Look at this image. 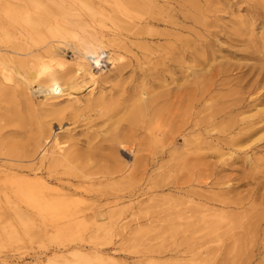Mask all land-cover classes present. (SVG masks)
Here are the masks:
<instances>
[{
    "label": "rangeland",
    "instance_id": "obj_1",
    "mask_svg": "<svg viewBox=\"0 0 264 264\" xmlns=\"http://www.w3.org/2000/svg\"><path fill=\"white\" fill-rule=\"evenodd\" d=\"M38 1L35 10L26 2L0 0V49L26 55L6 74L10 82L0 75V165L14 166L8 176L0 174V264H48L53 256L71 259L74 253L96 249L112 260L90 256L81 264H264V0H153L150 7L144 1L140 33L131 36L126 51H119L123 67L105 60L96 95L77 96L81 106L98 93L105 101L98 107L88 102L80 111L67 108L62 99L44 103L41 94H29L20 85V76L41 63L58 70L57 58L69 70L77 57L71 47L82 36L71 28L63 38L34 31L17 39L19 28L4 11L25 7L32 10L31 17L54 11L46 0ZM48 46L55 47L57 57L45 53ZM142 87L173 96L163 121L181 135L174 134L166 155H155V146L141 147L137 156L144 157L143 165L133 169L127 152L111 158L107 149L92 150L90 160L80 158L59 176L74 184L80 173L95 174L94 186L81 189L92 193L72 199L81 201L87 217H101L118 202L122 210L115 225L138 224L139 230L57 237L39 234L26 217H17L14 208L26 209L24 196L36 192L33 180L43 174L35 171L39 133L47 129L51 138L71 137L74 144L68 148L79 153L89 146L105 148L108 137L98 135L105 117L96 113L107 104L120 113ZM36 90L32 85L30 91ZM128 175L130 180H120ZM152 193L159 203L139 210ZM129 201L132 206L126 207ZM170 227L178 230L170 232Z\"/></svg>",
    "mask_w": 264,
    "mask_h": 264
},
{
    "label": "bare ground",
    "instance_id": "obj_2",
    "mask_svg": "<svg viewBox=\"0 0 264 264\" xmlns=\"http://www.w3.org/2000/svg\"><path fill=\"white\" fill-rule=\"evenodd\" d=\"M15 1L22 6L26 2L35 10H38L40 6L38 0ZM144 1L150 4V7L153 0H46L47 3L54 7V11H43L42 14H36V17H31L32 10L25 7L21 10L17 7L18 10L14 8L10 11L5 10L4 16L8 22L14 23L19 28L17 29L18 38L17 36L16 38L20 39V41L23 38H27L34 31H47L56 38L65 37L68 34L66 33L68 32L67 29L71 28H76L82 32L81 38L71 47L77 53V57L69 70H63L65 62L62 58H57L56 67L58 70H55L52 65L41 63L36 67H31L27 76H20V85L30 92L29 94H41L44 103L55 104L51 102L62 99L67 103V108L75 111H80L84 104V107L88 106V102L95 103L91 104L93 107L102 105L105 97L101 93H98L95 99L86 98L83 106H81L82 102L77 96L84 92H87V97L96 95V88L102 74L99 67L105 60L111 67H114L116 63L121 64L123 58L119 55V51H126L131 36H137L140 33L138 27L143 24H140V22L142 21L143 13H145L141 9ZM80 11L84 14H81ZM95 14H97L98 19L95 18ZM96 26H100V28L97 29ZM2 28L4 26L0 20V32H2ZM109 48L112 51H109ZM7 53L0 49V75L5 82H10V78L6 74L8 72L11 73L15 63L26 55L16 51ZM45 53L51 55L52 58L57 57L54 46H48ZM102 54L106 55L102 57ZM38 56L35 55L34 58H39ZM122 67L123 65H120V68ZM32 85L37 86L35 92L30 91ZM2 95L0 93V97ZM171 99H173V96L169 97L166 93L154 94L147 88H139L131 99H128L129 104L120 110L122 116L116 120H113V118L120 113L113 111L107 104L102 109L103 113H96L98 118L105 117L101 121L105 128L103 131L98 132V135L108 137L106 140L108 146L105 148L89 146L86 147V150L84 149L79 153L75 148H68L74 144L71 137L63 139L51 138L49 131L43 129L39 133L35 144V151H38L40 155L39 166L35 171H43V174L39 178L35 176L36 179L33 180L36 192L32 195L24 196L26 209L14 208V214L17 217H26L29 221V227L36 229L35 232L57 237L87 231L90 236L96 238L118 230L124 231L127 229L129 233L139 230L140 225L138 224L135 227L126 224L115 225L113 220L120 216V210H122V206H119L118 202H113L111 206H108L110 210L101 215L102 218L108 220L107 223H99L101 217L96 214L87 217L85 210L81 208V201L73 200L72 197L78 194L86 196L92 193L87 190L81 191V189L83 184L94 186L92 176H95V174L86 175L80 173L74 176L77 177V181L72 184L70 181L59 177L63 174L60 173V170L69 169L71 165L79 163L80 158L90 160V154L93 153L91 152L92 150L97 152L98 150L107 149L112 154L111 158H116L120 152L123 154L127 152V154L133 156L131 164L133 169L140 168L143 165L144 157L137 156L138 153L143 152L141 147L155 146V155L165 156L168 146L172 148L174 144V134L179 133V136L181 135L180 129L169 130L167 122L163 121L165 110L167 105H170ZM124 123L127 126L122 125ZM139 137L141 140L138 139L139 141L134 143V139L137 140ZM198 140L200 144H203L204 136H200ZM171 154L170 152L169 155L171 156ZM98 157L101 156L98 155ZM0 167L3 168L0 174L6 177L8 176L7 172L14 166L12 164H2ZM125 178L130 180V175L121 177L120 180ZM50 182H54V187L49 186ZM100 182L98 183L99 187L102 186ZM151 190L153 189L151 188ZM127 197L130 198V196ZM149 198L145 204H139L141 206L138 207L139 210H142V205L149 206L154 204L153 207H155V204L159 203L154 202L157 198L156 194L152 193ZM189 198L188 195L185 196L187 203L191 202ZM201 198L202 196H200V199L197 198L200 203ZM129 202L126 207L132 206L131 201ZM204 205L205 203L202 200V206L200 207L205 208ZM187 215V213L183 214L185 220L188 219ZM88 218L91 222L87 225L86 219ZM169 230L170 232H176L178 229L170 227ZM106 255V253L96 249L87 255L81 254V252L74 253L71 259L64 256H53L48 260V264H81L80 261L90 256L94 260L104 257L105 261H111V256Z\"/></svg>",
    "mask_w": 264,
    "mask_h": 264
}]
</instances>
